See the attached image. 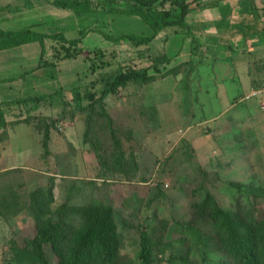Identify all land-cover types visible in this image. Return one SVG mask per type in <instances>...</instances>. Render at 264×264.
<instances>
[{
  "label": "rangeland",
  "instance_id": "374dc122",
  "mask_svg": "<svg viewBox=\"0 0 264 264\" xmlns=\"http://www.w3.org/2000/svg\"><path fill=\"white\" fill-rule=\"evenodd\" d=\"M101 1L93 0V5L99 7ZM38 2L0 0V27L12 24L5 19L21 20L23 14L19 13L33 11ZM16 9L19 12L13 11ZM128 17L107 15L97 29L114 36L150 33L147 24L143 22L146 29L141 31L126 20ZM32 27L44 30L43 25ZM186 31L179 26L165 28L148 47L135 46L128 40L109 42L100 33L86 37L85 47L104 51V65L92 71L84 52L77 60L69 61L78 67L83 61V69L74 77L72 83L76 84L60 88L64 92L61 99L30 112L20 103L9 108L2 105L5 115L29 116L34 136L29 144L26 125L13 126L11 142L3 154L4 165L12 168L0 173V197L11 199L16 192L19 204L10 211L4 209L0 215V264H16L12 247H23L35 234L30 193L49 183L53 185V211L64 203L82 206L99 202L114 208L121 234L117 264H140L141 230L154 244L153 264H185L182 255H189L187 264H220L223 252L214 239L212 223L197 217L194 210L207 191L224 210L244 206L254 209L256 216L262 215L264 104L249 96L248 86L264 87V79L261 83H245L235 93L230 92L235 89L231 86L228 95L215 87L210 90L208 85L214 79L210 76L215 75L214 69L220 72V64H203L202 45H190ZM46 43L51 48L55 45L50 40ZM187 59L191 60L184 61ZM174 66L179 68L166 74ZM127 67H148L157 79L146 84L130 82L108 94L103 104H95L92 111L79 110L78 96L83 97V105H88L89 94L98 97L102 77ZM235 95L237 98L232 99ZM51 122L50 130L57 137L51 147L55 151L54 164L48 146L42 145L43 127ZM85 135L88 142L84 141ZM62 138L67 139V144ZM14 146L23 148L12 153ZM93 148L108 160L107 165L99 162ZM84 149L94 154V163L87 161L86 170L80 162ZM120 150L126 158H135L136 168L124 165L125 172L115 171L113 157ZM75 220L80 222L78 217ZM45 253L51 264H56L57 257L48 244Z\"/></svg>",
  "mask_w": 264,
  "mask_h": 264
},
{
  "label": "trees",
  "instance_id": "16d2710c",
  "mask_svg": "<svg viewBox=\"0 0 264 264\" xmlns=\"http://www.w3.org/2000/svg\"><path fill=\"white\" fill-rule=\"evenodd\" d=\"M254 1V0H250ZM169 7H166V3ZM200 0H102L99 7L93 5V0H51V4L58 8L70 9L76 16L90 14H119L135 15L140 17L149 27L150 33L137 35L121 33L111 35L102 29H95L105 39L118 43L128 40L135 46L148 45L163 29L179 26L190 32L185 18L191 10L198 6ZM90 30V29H89ZM86 30L80 31V36L67 38L62 32L46 33L33 27L17 29L0 28V50L17 47L22 44L38 41L41 44V54L36 68L54 67L64 59L75 58L86 52L90 60V68L96 71L98 66L104 65V51L95 48L85 51L82 46V37ZM49 39L55 42L52 47V60L44 59V42ZM100 61V64L96 63ZM179 66V65H178ZM174 66L166 72L169 74L179 67ZM157 70L158 67L155 66ZM157 77L149 72V68L127 67L117 73L102 77V86L99 95L89 94L91 101L83 105L82 96L77 97L76 105L81 112L92 111L95 104H103L108 94L115 93L120 87L130 82L146 84L153 82ZM94 84V83H92ZM79 88H77V92ZM62 89L49 94L38 95L25 99H18L16 103L24 104L28 111L36 110L46 102L51 104L63 97ZM90 115L87 116L89 119ZM29 116L15 121L29 122ZM48 119L47 117H44ZM7 125L4 111L0 108V127ZM53 122L43 128V147L47 148L50 140V129ZM1 139V136H0ZM84 141L88 142L86 135ZM99 162L105 166L108 160L102 158L97 151L92 149ZM115 171L125 172L137 166L135 158H126L123 151L114 154ZM13 198L6 195L0 197V215L3 210H11L19 204L16 192ZM53 199V185L49 183L46 188L38 187L30 193L29 209L35 223V234L25 241L23 247L13 246L12 252L16 264H51L45 253L48 244L57 257L56 264H117L121 248V234L117 229L114 208L109 204L90 203L82 206L62 204L55 211L51 210ZM195 214L200 219L212 223L214 239L218 242L223 252L220 264H264V212L256 216L254 209L239 206L235 211L222 209L211 192L205 193L204 199L195 204ZM75 217L80 219L77 224ZM200 238L199 232L194 231ZM201 239V238H200ZM153 247L145 230L140 232V249L138 259L140 264H153ZM181 260L187 264L189 255H182Z\"/></svg>",
  "mask_w": 264,
  "mask_h": 264
},
{
  "label": "crops",
  "instance_id": "0c3cea01",
  "mask_svg": "<svg viewBox=\"0 0 264 264\" xmlns=\"http://www.w3.org/2000/svg\"><path fill=\"white\" fill-rule=\"evenodd\" d=\"M38 1L40 3L38 2L37 6H34L33 11L30 9L27 10L28 12L19 13L20 15L23 14L21 20L20 17L5 19V22L9 21L12 24L0 28L16 29L43 25L44 30L42 31L46 33L62 32L67 38L79 37L80 31L86 30L87 32L82 37V46L85 51L95 49L85 47L83 41L86 37L95 36L98 33L95 29L103 22L105 16L111 14L99 13L76 16L70 9L53 6L51 0ZM13 11L19 12L18 9ZM127 16L129 17L126 20L133 22L134 28H139L141 31L146 29L144 26L146 23L140 17ZM185 21L190 30L186 34L190 39V45L195 43V48H200L202 45L203 64L210 66L220 64V72L218 73L217 69H214L215 75H209L214 78L215 82L210 81L211 84L208 85L210 90L215 87L217 90H224L225 94L228 95L231 86H234L235 89L230 90V92L235 93L238 88L245 86V83H261L264 79V72L261 71L264 70V0H254L253 2L250 0H200L198 6L194 7L186 16ZM161 32L151 42H154L161 35ZM46 40L49 39H45L44 42V59L51 61L53 51ZM143 46L148 47L149 45ZM40 54L41 44L38 41L0 50L1 109L3 108L2 105H7V108L14 107L18 99L49 94L60 88L63 89L76 84L72 82L74 77H77V73L83 69V61L80 62L79 67L77 63L73 64L69 61L77 60L80 55L61 60L54 67L36 68ZM248 87L251 91V87ZM211 94L212 92H209L208 96ZM213 95L217 98V94L213 93ZM232 97V99L237 98V95ZM21 106L26 105L21 104ZM26 116V114L11 116L9 113L5 115L7 125L0 127V173L12 168L11 165H4L3 154L11 142L10 132L13 130V126L25 124L27 127L25 133L31 138L29 144L33 143L34 126L32 123L23 121L15 123V120H21ZM54 138L57 137L53 130H50L48 150L51 151V154L48 155L53 164L55 151L51 147ZM66 138L68 137L66 136ZM66 138H62L65 144H67ZM23 147L16 146L11 152L20 151ZM76 154L75 150V154L71 156L72 160ZM34 158H37V155ZM81 161L83 169L86 170L87 161L93 165L94 154L91 151L82 150Z\"/></svg>",
  "mask_w": 264,
  "mask_h": 264
},
{
  "label": "built area",
  "instance_id": "2783aa9c",
  "mask_svg": "<svg viewBox=\"0 0 264 264\" xmlns=\"http://www.w3.org/2000/svg\"><path fill=\"white\" fill-rule=\"evenodd\" d=\"M250 97H257L264 104V87L251 89Z\"/></svg>",
  "mask_w": 264,
  "mask_h": 264
}]
</instances>
